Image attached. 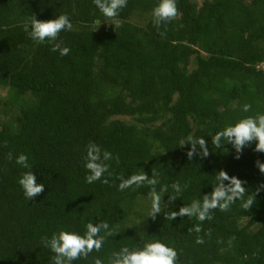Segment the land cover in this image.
Returning <instances> with one entry per match:
<instances>
[{
	"label": "trees",
	"instance_id": "16d2710c",
	"mask_svg": "<svg viewBox=\"0 0 264 264\" xmlns=\"http://www.w3.org/2000/svg\"><path fill=\"white\" fill-rule=\"evenodd\" d=\"M158 3L128 0L121 27L114 28L93 0H0V89L7 90L5 113L13 111L0 117V264H51L54 253L44 240L61 230L83 235L87 223L100 222L118 227V234L73 264H93L96 257L108 264L121 247L152 240L173 247L177 264H264V174L255 164L264 163V153L254 152L253 142L235 159L231 144H211L227 125L264 114V0H203L200 6L176 0L179 15L159 29L152 18ZM62 14L72 31L54 42L29 37L33 15L45 21ZM54 43L69 54L53 52ZM244 104L250 112L242 111ZM188 137L205 138L210 155L189 160L191 145L181 147ZM92 144L112 159L104 161L109 167L101 180L89 184ZM20 154L30 168L16 163ZM220 170L245 182V199L256 193L249 211L237 200L203 223L165 219L164 213L210 193ZM28 171L45 186L33 200L18 183ZM153 171L157 191L169 189L155 220L147 215L148 186L118 190V177L145 172L151 178ZM197 224L199 234L190 231Z\"/></svg>",
	"mask_w": 264,
	"mask_h": 264
},
{
	"label": "clouds",
	"instance_id": "9594fccd",
	"mask_svg": "<svg viewBox=\"0 0 264 264\" xmlns=\"http://www.w3.org/2000/svg\"><path fill=\"white\" fill-rule=\"evenodd\" d=\"M128 0H93V4L106 20L111 21L110 24L114 28L121 27V21L118 19L120 11L127 7ZM179 15L176 0H159V3L152 10L153 24L158 29L162 24H167ZM73 25L66 14L58 15L55 19L37 20L33 15L30 21L29 37L37 42L44 43L47 41H56L62 31H72ZM161 36L165 33L161 32ZM53 52L59 51L61 56L68 55L70 49L61 47L59 43H54L51 49ZM264 66V65H262ZM264 68V67H262ZM250 104H244L242 111L248 113L251 111ZM255 142L254 152L264 153V114L257 113L254 116H246L238 120L235 124L227 125L222 130H219L215 135L211 136V144L213 148L220 149L225 144H231L235 149V159H239L243 149ZM190 144L191 147L187 151L189 160L194 155L201 158H207L210 155L205 138L188 137L186 142H183L181 147ZM199 145V151H197ZM9 159L12 154H8ZM112 159V154L104 151L101 155V150L97 145H89L86 156L85 168L90 173L85 177L87 183L92 184L101 180L104 173L108 171V164L104 161ZM118 159V158H117ZM16 163L24 168H30L28 157L25 154H20L16 157ZM261 174H264V163L259 160L255 162ZM157 173L152 172L151 178L145 173L132 174L127 179L118 177L120 183L119 191H124L132 186L141 187L148 186L150 188V208L148 210V218L155 220L157 214L162 212L161 200L162 194L168 192V186H161L159 192L156 189L158 180ZM227 181V183H225ZM107 183V179L102 180ZM23 190V195L27 200H33L38 195L44 192V184L37 182V176L34 172H25L18 181ZM245 182L235 176H229L226 171L220 170L215 173V184L212 186V191L202 196V200H193L190 205L182 206L179 211L164 213L166 220H175L177 217L187 216L195 218L200 223L213 218L212 212L219 209L222 212L229 211L231 206L237 201H241V208L249 211L253 206V201L256 193L248 195L245 199L246 188ZM186 187V186H185ZM260 187L264 188V185ZM176 195L182 192L179 183L171 185ZM259 188L257 189V192ZM176 195L169 196V202L176 200ZM199 234L202 228L199 224L193 229ZM103 232V235H101ZM118 234V227H110L107 222L98 224L87 223L85 232L80 235L75 232L61 230L54 233L50 239L43 241L44 246L49 248L54 256L51 259V264H73V261L80 259H88L91 253L99 252L103 247L105 240L108 237ZM206 235H211V230L206 232ZM197 244H203L204 238L197 235ZM231 243V239L229 241ZM178 253L173 247H169L159 240H152L143 243L142 246L136 249H130L127 246L121 247L118 251L112 252L108 259V264H177ZM93 264H104V261L96 257L93 259Z\"/></svg>",
	"mask_w": 264,
	"mask_h": 264
},
{
	"label": "rangeland",
	"instance_id": "374dc122",
	"mask_svg": "<svg viewBox=\"0 0 264 264\" xmlns=\"http://www.w3.org/2000/svg\"><path fill=\"white\" fill-rule=\"evenodd\" d=\"M192 2H194L196 5L200 6V4L203 2V0H192ZM143 18H136V17H133L132 18V21L134 22H137V21H142L143 22ZM193 66H191L192 68ZM8 99V95H7V90L6 89H0V117L2 118H7L9 117L10 115H13V111L12 113L11 112H8L7 114L5 113L6 112V105H5V100ZM117 119H120L124 122H129L131 121V118H126V117H117Z\"/></svg>",
	"mask_w": 264,
	"mask_h": 264
},
{
	"label": "built area",
	"instance_id": "2783aa9c",
	"mask_svg": "<svg viewBox=\"0 0 264 264\" xmlns=\"http://www.w3.org/2000/svg\"><path fill=\"white\" fill-rule=\"evenodd\" d=\"M262 67H264V66H262ZM264 69V68H263Z\"/></svg>",
	"mask_w": 264,
	"mask_h": 264
},
{
	"label": "water",
	"instance_id": "95a60500",
	"mask_svg": "<svg viewBox=\"0 0 264 264\" xmlns=\"http://www.w3.org/2000/svg\"><path fill=\"white\" fill-rule=\"evenodd\" d=\"M96 23H97V21H96Z\"/></svg>",
	"mask_w": 264,
	"mask_h": 264
}]
</instances>
